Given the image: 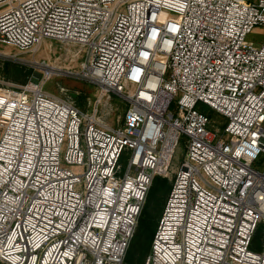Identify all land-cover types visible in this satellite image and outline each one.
I'll return each instance as SVG.
<instances>
[{
	"label": "built area",
	"instance_id": "built-area-1",
	"mask_svg": "<svg viewBox=\"0 0 264 264\" xmlns=\"http://www.w3.org/2000/svg\"><path fill=\"white\" fill-rule=\"evenodd\" d=\"M256 26L264 0H0V43L80 45L97 87L84 111L44 90L47 71L0 82V262L123 264L183 145L144 264H264L251 248L264 224ZM111 93L127 104L116 126L99 115Z\"/></svg>",
	"mask_w": 264,
	"mask_h": 264
},
{
	"label": "rangeland",
	"instance_id": "rangeland-1",
	"mask_svg": "<svg viewBox=\"0 0 264 264\" xmlns=\"http://www.w3.org/2000/svg\"><path fill=\"white\" fill-rule=\"evenodd\" d=\"M247 40L255 43L263 41L264 26H256L247 36ZM8 45L0 43V51L8 49L11 53L8 55L0 53V82L15 86L34 82L41 77L43 71L46 72L45 67L52 66L54 70L47 72L51 75L44 86V90L57 97L72 100L81 110L88 111L93 108L97 100V87L81 75L82 65L85 61V51L82 46L46 40L37 50L29 51ZM126 106V101L119 94L111 93L104 96L99 112L100 120L109 125H118L124 118ZM171 108L173 109V105ZM210 115L217 123L225 120L213 111H210ZM184 153L185 147L181 145L173 158L170 175L165 177L168 186L171 185L174 172L183 159ZM120 163L125 166L123 158H121ZM255 166L258 170L264 171V157H261ZM157 196L159 199L152 197L149 202L148 200L145 202L146 213L143 217V227L139 234L135 235L136 239L132 240L133 243L131 242L129 247L128 258L123 264H142V260L143 264L145 263L147 256L145 259L142 258L144 253L142 239L146 238L148 234L147 239L151 238L150 233L145 235V227L155 229L163 208L164 191ZM255 247L259 250L264 249L263 223L260 225V231L257 239H255ZM0 264L2 263L0 262Z\"/></svg>",
	"mask_w": 264,
	"mask_h": 264
},
{
	"label": "trees",
	"instance_id": "trees-1",
	"mask_svg": "<svg viewBox=\"0 0 264 264\" xmlns=\"http://www.w3.org/2000/svg\"><path fill=\"white\" fill-rule=\"evenodd\" d=\"M170 189H171V185L168 186V184H167V179H166V178H162V177H160V176L155 177V178H154V181H153V183H152V186L150 187V190H149V192H148V196H147L146 202H147V200H148V202H149V200H150L152 197H156V198L159 199V197H158L157 195H158L160 192H163V191H164V203H163V208H164V205H165V202H166V199H167V196H168V194H169ZM145 204H146V203H145ZM144 206H145V205H144ZM163 208L161 209V213H162V211H163ZM145 211H146V206L143 207V210H142L141 215H140V217H139L138 226H137V228H136V231H137V229H138V231H137V232L135 231V234H134V236H133V238H132L133 241L136 239V236L139 234L141 228L143 227V217L145 216V213H146ZM161 213H160V215H159V218H160V216H161ZM159 218H158V221H159ZM158 221H157V223H156V227H155L154 230H153L152 228L145 227V228H146V229H145V230H146L145 235H147L148 233H150V234H151V236H150V237H151V238H150L151 241H150V239H149V240L147 239L148 236H149V234L147 235L146 238H143V239H142V245H143V247H144V253L142 254V256H143L142 258H143V259H145V257L148 256V254H149V252H150L151 244H152V239H153L154 233H155V231H156V228H157V225H158ZM259 231H260V226L258 227V229H257V231H256V233H255V235H254L253 243H252V249L257 250V251H259V249H258L257 247H255V239H257V236H258ZM135 235H136V236H135ZM132 240H131V242H132ZM132 243H133V242H132ZM130 245H131V243H130ZM129 247H130V246H129ZM129 250H130V249L128 248V251H127V254H126V258H128ZM126 258H125V260H126ZM125 260H124V262H125ZM142 264H143V260H142Z\"/></svg>",
	"mask_w": 264,
	"mask_h": 264
},
{
	"label": "bare ground",
	"instance_id": "bare-ground-1",
	"mask_svg": "<svg viewBox=\"0 0 264 264\" xmlns=\"http://www.w3.org/2000/svg\"><path fill=\"white\" fill-rule=\"evenodd\" d=\"M8 46H9V45H8ZM0 53H1V54H5V55L11 54L10 51H9L8 49H6V50H1ZM53 68H54V67H52V66H47V67H45V69H46L47 72H51V71H53V70H54Z\"/></svg>",
	"mask_w": 264,
	"mask_h": 264
}]
</instances>
